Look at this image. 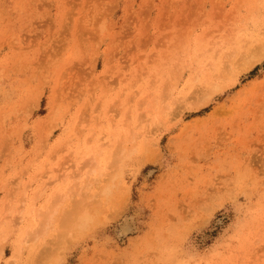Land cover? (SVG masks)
<instances>
[{
    "label": "rangeland",
    "instance_id": "obj_1",
    "mask_svg": "<svg viewBox=\"0 0 264 264\" xmlns=\"http://www.w3.org/2000/svg\"><path fill=\"white\" fill-rule=\"evenodd\" d=\"M0 264H264V0H0Z\"/></svg>",
    "mask_w": 264,
    "mask_h": 264
},
{
    "label": "bare ground",
    "instance_id": "obj_2",
    "mask_svg": "<svg viewBox=\"0 0 264 264\" xmlns=\"http://www.w3.org/2000/svg\"><path fill=\"white\" fill-rule=\"evenodd\" d=\"M126 229V228H125Z\"/></svg>",
    "mask_w": 264,
    "mask_h": 264
}]
</instances>
